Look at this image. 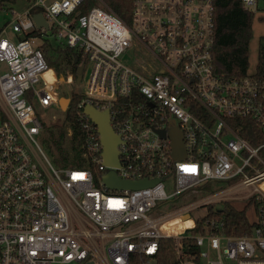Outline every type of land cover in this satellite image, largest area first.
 Returning <instances> with one entry per match:
<instances>
[{
    "label": "built area",
    "instance_id": "1",
    "mask_svg": "<svg viewBox=\"0 0 264 264\" xmlns=\"http://www.w3.org/2000/svg\"><path fill=\"white\" fill-rule=\"evenodd\" d=\"M240 1L264 10V0ZM215 2L29 0L20 13L5 10L13 18L0 30V264H129L131 255L153 264L166 237L177 240L180 264H264V143L254 146L242 135L249 122L264 131V77L217 70ZM35 8L48 28L36 24ZM33 31L40 34L21 38ZM49 39L82 57L79 82L72 68L58 75L48 64L39 46ZM50 69L54 82L45 77ZM64 84L72 85L69 91L60 89ZM88 105L109 112L120 137L117 166L104 161ZM54 110L60 115H51ZM41 113L52 118L45 121ZM173 129L182 135L185 157L174 155ZM61 130L70 156L79 155L69 166H57L39 139ZM110 170L124 180L157 181L113 189L103 179ZM236 178L210 195L229 200L255 185L245 196L256 202L251 233H225L215 219L204 223L213 230L196 235L188 232L196 226L163 229L213 201L157 216L165 203L210 180ZM187 237L199 247L197 261L182 259L181 239Z\"/></svg>",
    "mask_w": 264,
    "mask_h": 264
},
{
    "label": "trees",
    "instance_id": "2",
    "mask_svg": "<svg viewBox=\"0 0 264 264\" xmlns=\"http://www.w3.org/2000/svg\"><path fill=\"white\" fill-rule=\"evenodd\" d=\"M18 0H0V11L11 9L7 3H16ZM116 1V0H111ZM87 8H83L86 11ZM41 9L35 8L33 13L40 12ZM255 13L252 9L245 8L240 0H216L215 2V42H214V58L217 70L227 75L244 76L249 69V46L253 37V20ZM9 21V20H8ZM7 21V23H8ZM40 33L33 31L27 33L23 37L37 36ZM48 64L53 67L58 75H61L66 68H72L77 71L78 66L82 63V57L77 52L69 47L61 44H56L49 40H45L40 44ZM78 60V62H76ZM257 74L264 77V50L259 52V61L257 65ZM79 100L75 96L72 100L71 107L67 114V121H72V109L75 103ZM65 131L61 130L59 135L49 136L50 151L49 156L57 166H69L75 164L79 159V155L72 157L69 151L64 147L67 142ZM242 135L248 139L253 145L264 143V131L257 128L255 124L249 122ZM77 137L72 141L73 147H77ZM80 143V142H79ZM240 181L236 178L231 181L232 184ZM216 181H208L195 190H201L213 194L218 185ZM231 184V185H232ZM208 204L209 213L206 217L197 220L196 227L189 230L190 234L204 233L207 230H213L212 227L206 228L205 221L215 219L223 222V231L229 234L245 235L251 233L254 226L257 224V216L255 220L248 217L247 211L250 206L256 207L254 199L249 200L244 207H239L235 202L224 200L219 202V206ZM257 211V210H256ZM257 213V212H256ZM181 218L170 220L163 229L170 232H178L183 230L187 223ZM183 256L182 259L197 261L199 247L196 240L192 237L181 239ZM159 251L156 254L153 264H180V259L177 254V240L171 237L161 238L159 240ZM129 264H140L139 257L131 255Z\"/></svg>",
    "mask_w": 264,
    "mask_h": 264
},
{
    "label": "rangeland",
    "instance_id": "3",
    "mask_svg": "<svg viewBox=\"0 0 264 264\" xmlns=\"http://www.w3.org/2000/svg\"><path fill=\"white\" fill-rule=\"evenodd\" d=\"M27 3H29V0H18L16 3H7L8 7H14L18 13L23 11V7L25 5H27ZM260 8H264V2L260 3ZM6 9H8L6 7ZM254 10L255 16H254V20H253V37L251 39L250 42V46H249V69L248 72L250 74H255L257 72V65H258V61H259V52L260 50H264V10L260 9L259 7L256 8H251ZM17 16V14L14 15V17ZM13 18V15H9L8 13H6L4 10L0 11V30H2V28L7 26V21L10 18ZM8 32L11 36L13 37H17V33L13 32V30L11 29V27H8ZM49 41L54 42L57 44V41L55 39H49ZM53 70V69H52ZM0 71L3 72L4 71V66L3 64H0ZM65 73V75H67V70L64 69L63 71ZM72 85H68V84H64L61 85L60 89L61 90H65V91H69L68 89L71 88ZM75 88V86H73ZM68 105V99L67 102L64 106V109L67 107ZM55 114V115H60V111L59 110H54L51 112V115ZM51 115L49 116L48 114H43L41 113V117L44 118L45 121L51 119ZM40 141L43 145V147L45 148L46 152L49 154L50 151V141L49 138L45 135H41L40 136ZM256 146V145H254ZM258 146V145H257ZM262 156L264 157V148L261 151ZM259 167H261L259 165ZM249 175H255L256 171L255 170H247ZM232 183L231 182H215V185H223L225 187L230 186ZM255 185H249V186H245L237 191H235L234 193H231L229 196L231 199H229L232 202H235L237 204V206L239 207H244L245 204L249 201L247 197H245L247 194H249ZM204 199H208V200H212L213 202L210 204H215L216 207H218L220 204L219 202L224 201L219 199V196L216 195H210L208 192H204L201 190H191L189 192H187L185 195L176 198L172 201H169L167 203H165L163 206L160 207V209L157 211V216H163V215H167L169 213L172 212H176L179 209L183 208L184 206L187 205H195L199 202H201ZM256 207L250 206L248 208L247 214L248 217L252 220L256 219ZM209 213V206L208 205H202V206H197L195 208H193L192 210V218L190 220H187L185 223H187V225L185 226V228H191L196 226V222L199 219H202L204 217H206ZM74 264V263H72ZM81 264H87V262H83ZM97 264H102L98 261Z\"/></svg>",
    "mask_w": 264,
    "mask_h": 264
},
{
    "label": "water",
    "instance_id": "4",
    "mask_svg": "<svg viewBox=\"0 0 264 264\" xmlns=\"http://www.w3.org/2000/svg\"><path fill=\"white\" fill-rule=\"evenodd\" d=\"M36 24L39 28L41 27H49L48 21L46 20L44 14L42 12L35 13L33 16ZM78 62V60H76ZM83 64H80L77 68V82H79L82 78L83 72ZM64 100V104H63ZM62 106L64 108L67 99H62ZM86 112L92 117V119L98 124L99 130L101 133L102 142L104 145V161L107 165L117 166L120 164L119 155H118V144L120 142V137L115 133L110 124V117L108 111H99L92 105H88L85 108ZM163 135L164 131L161 132ZM173 136V147H174V155L175 157H185L187 152L184 147L183 138L181 133L178 132L177 129L172 130ZM104 182L109 188L113 189H137L141 187H146L155 183L157 180H124L121 179L115 170H110L104 176ZM185 217H188L185 216ZM89 264H96L95 262H89Z\"/></svg>",
    "mask_w": 264,
    "mask_h": 264
},
{
    "label": "bare ground",
    "instance_id": "5",
    "mask_svg": "<svg viewBox=\"0 0 264 264\" xmlns=\"http://www.w3.org/2000/svg\"><path fill=\"white\" fill-rule=\"evenodd\" d=\"M45 77L47 78V80L49 81V82H54L56 79H57V77H56V74H55V72L52 70V69H50V70H48L46 73H45ZM62 103V102H61ZM63 104H64V100H63ZM169 222V221H168ZM168 232H170V231H168ZM173 232V231H172Z\"/></svg>",
    "mask_w": 264,
    "mask_h": 264
}]
</instances>
